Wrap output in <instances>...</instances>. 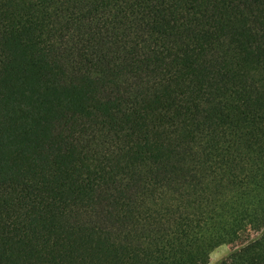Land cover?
<instances>
[{
  "label": "trees",
  "instance_id": "1",
  "mask_svg": "<svg viewBox=\"0 0 264 264\" xmlns=\"http://www.w3.org/2000/svg\"><path fill=\"white\" fill-rule=\"evenodd\" d=\"M264 264V0H0V264Z\"/></svg>",
  "mask_w": 264,
  "mask_h": 264
},
{
  "label": "rangeland",
  "instance_id": "2",
  "mask_svg": "<svg viewBox=\"0 0 264 264\" xmlns=\"http://www.w3.org/2000/svg\"><path fill=\"white\" fill-rule=\"evenodd\" d=\"M260 233L252 225L245 227L239 234V237L229 243H226L215 249L209 258L207 264H217L223 259H229L232 253L247 244L249 241L255 239Z\"/></svg>",
  "mask_w": 264,
  "mask_h": 264
}]
</instances>
